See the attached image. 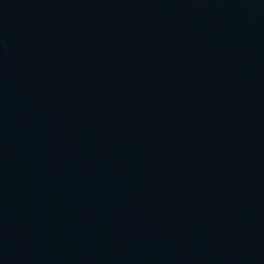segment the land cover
<instances>
[{"label":"water","instance_id":"95a60500","mask_svg":"<svg viewBox=\"0 0 264 264\" xmlns=\"http://www.w3.org/2000/svg\"><path fill=\"white\" fill-rule=\"evenodd\" d=\"M0 264H264V0H0Z\"/></svg>","mask_w":264,"mask_h":264}]
</instances>
